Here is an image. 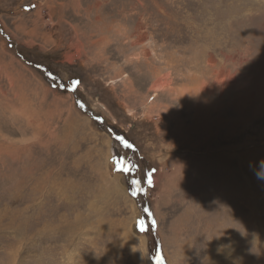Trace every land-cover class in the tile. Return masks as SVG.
Here are the masks:
<instances>
[{
	"label": "rangeland",
	"instance_id": "rangeland-1",
	"mask_svg": "<svg viewBox=\"0 0 264 264\" xmlns=\"http://www.w3.org/2000/svg\"><path fill=\"white\" fill-rule=\"evenodd\" d=\"M261 160L264 0H0V264H151L144 166L165 264H264Z\"/></svg>",
	"mask_w": 264,
	"mask_h": 264
},
{
	"label": "trees",
	"instance_id": "trees-1",
	"mask_svg": "<svg viewBox=\"0 0 264 264\" xmlns=\"http://www.w3.org/2000/svg\"><path fill=\"white\" fill-rule=\"evenodd\" d=\"M12 48L14 49V51L19 57L22 58V54L25 55L24 52H22V49L16 48L14 44L11 45V49ZM32 54H33L32 58L30 59L32 67H34L44 76V78L47 80L50 86L62 92H67L69 89H73V87L63 84L62 81L56 75H54L53 73H50L51 71L49 67L43 69V66L46 64L45 63L42 64V61L49 63V61H52L51 59L54 60V57L52 54L50 53L43 54V53L37 52L36 50H33ZM76 96H75V106H76V109L80 112V114L88 117L92 121V124L95 125L99 129V131L112 135L113 139H115L116 137H115V133L113 132V130L108 128L100 118H98L97 116H93L92 112L88 111L86 107L84 106V104L77 100ZM116 140L119 141V139H116ZM131 157L136 158L139 163H140V160L144 164L146 163V161L142 158L141 153H139L138 149L133 150ZM131 157L128 158L130 162L132 161ZM148 169L145 168L144 166V168H142L143 175L139 176L137 180L134 178L133 174L130 175V180H129L130 186H131L130 192L132 194L134 190L137 191L136 195L135 196L132 195V197L137 203L140 212L145 214L150 219V222H151V227L145 234L147 237V241H148L147 249L149 252V258H150L151 264H157L158 259L162 261V264H165L164 258L162 256V253L160 252L159 245L157 243V238L153 230V226H152L153 217L151 214V209L149 208L150 204L145 198L146 189H149L151 187V184L149 183L150 179L146 175ZM134 180H136V182L138 183H133Z\"/></svg>",
	"mask_w": 264,
	"mask_h": 264
},
{
	"label": "clouds",
	"instance_id": "clouds-1",
	"mask_svg": "<svg viewBox=\"0 0 264 264\" xmlns=\"http://www.w3.org/2000/svg\"><path fill=\"white\" fill-rule=\"evenodd\" d=\"M250 167H252V165H250ZM254 171L257 179L264 181V160L259 162L258 166L254 168Z\"/></svg>",
	"mask_w": 264,
	"mask_h": 264
},
{
	"label": "crops",
	"instance_id": "crops-1",
	"mask_svg": "<svg viewBox=\"0 0 264 264\" xmlns=\"http://www.w3.org/2000/svg\"><path fill=\"white\" fill-rule=\"evenodd\" d=\"M191 219H192L191 215L184 217L183 224L185 225V227L194 228V225L191 223ZM195 233H198V232L196 231Z\"/></svg>",
	"mask_w": 264,
	"mask_h": 264
},
{
	"label": "snow or ice",
	"instance_id": "snow-or-ice-1",
	"mask_svg": "<svg viewBox=\"0 0 264 264\" xmlns=\"http://www.w3.org/2000/svg\"><path fill=\"white\" fill-rule=\"evenodd\" d=\"M125 146L126 147H131V145L127 144V142H125ZM123 170L124 171H127V169H123ZM133 183H138V182L134 181ZM149 183H151V181H149ZM132 195L135 196L136 195V192H133ZM153 223H155V222L153 221ZM141 228H143V222L142 221H141ZM157 264H162V261L158 259L157 260Z\"/></svg>",
	"mask_w": 264,
	"mask_h": 264
}]
</instances>
